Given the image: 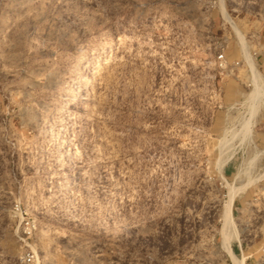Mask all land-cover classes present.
<instances>
[{"label":"rangeland","instance_id":"rangeland-1","mask_svg":"<svg viewBox=\"0 0 264 264\" xmlns=\"http://www.w3.org/2000/svg\"><path fill=\"white\" fill-rule=\"evenodd\" d=\"M242 3L0 0V264H264Z\"/></svg>","mask_w":264,"mask_h":264},{"label":"built area","instance_id":"built-area-1","mask_svg":"<svg viewBox=\"0 0 264 264\" xmlns=\"http://www.w3.org/2000/svg\"><path fill=\"white\" fill-rule=\"evenodd\" d=\"M243 4V3H242ZM241 8H244V11H239L233 10L235 13H238V16L241 14L245 13V19L247 21H250V24L248 26V30L245 31L244 28H239L241 31L242 35L237 33L235 29L233 28L232 24L226 20H224V29H226L227 25L230 27V29L233 32V36L235 38L236 43L240 45V48L243 49L244 55H243V60H247V57L245 56V50L244 46L242 43L241 36L244 39L245 44L247 47H257V50H254V55L256 56L255 59H257L259 56H262L264 58V0H247V3L242 5ZM230 16V14H228ZM238 26V25H237ZM226 32V30H225ZM226 36V35H225ZM227 40H229V36H227ZM225 41L221 44V50L218 53V61H219V66L224 68L227 66V57L225 50L229 45V42ZM250 56V54H249ZM251 58V56H250ZM239 64V62H237ZM26 260L28 262L32 261L34 256L32 255H26Z\"/></svg>","mask_w":264,"mask_h":264},{"label":"bare ground","instance_id":"bare-ground-1","mask_svg":"<svg viewBox=\"0 0 264 264\" xmlns=\"http://www.w3.org/2000/svg\"><path fill=\"white\" fill-rule=\"evenodd\" d=\"M227 14V13H226ZM227 16H229L228 14H227ZM225 17H226V15H225ZM230 17V16H229ZM230 19H231V17H230ZM226 20L228 21V22H230L227 18H226ZM231 23V22H230ZM234 29H235V31L237 32V33H239V35L241 34L242 35V33H241V31L239 30V28H238V26H236V27H233ZM241 39H242V43H243V46H244V50H245V56L247 57V62H248V64L252 67V68H254L253 67V63H252V60H251V58L249 57V55H248V47H247V45L245 44V42H244V39H243V37L241 36ZM246 51L248 52V53H246ZM230 212V211H229ZM226 213H227V211H226ZM225 215H227V214H225ZM224 215V216H225ZM231 217H227L226 218V221H224L225 222V225H224V229H223V241H224V243H225V245L227 244V241L229 242V232H228V230L231 228V226H232V221H231V219H230ZM225 220V219H224ZM223 243V244H224ZM224 245V246H225ZM229 243H228V247H229ZM226 249H227V246H226ZM228 251H230L229 249H228Z\"/></svg>","mask_w":264,"mask_h":264}]
</instances>
